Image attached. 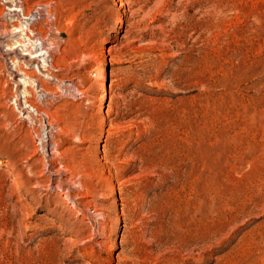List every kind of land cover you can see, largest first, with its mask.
<instances>
[{
    "label": "rangeland",
    "instance_id": "rangeland-1",
    "mask_svg": "<svg viewBox=\"0 0 264 264\" xmlns=\"http://www.w3.org/2000/svg\"><path fill=\"white\" fill-rule=\"evenodd\" d=\"M22 1L82 94L0 57V264H264V0Z\"/></svg>",
    "mask_w": 264,
    "mask_h": 264
},
{
    "label": "bare ground",
    "instance_id": "bare-ground-1",
    "mask_svg": "<svg viewBox=\"0 0 264 264\" xmlns=\"http://www.w3.org/2000/svg\"><path fill=\"white\" fill-rule=\"evenodd\" d=\"M45 6L46 5L37 2L30 7H25L22 0H8L0 9V57H6V59L9 60L11 59V62H16V59L18 62V58H20L21 63H24L25 65L32 63V61L35 60L36 66L41 65L44 67V69H46L49 80L52 81L53 79H55L58 82L56 85L57 90H55L53 93L51 92L52 94L49 93L50 91L48 92L45 85L40 86L37 84L31 89L26 88V92L28 93L27 96L31 98L28 99L27 97H24V104L26 105V107H22V105H20V100H15V102L18 104V116L21 117L24 114L27 115V118L24 122L32 121L33 114L39 116L38 123L40 125V130L35 129L34 133L38 138L41 147L44 149L47 144L55 143L54 138L59 133V128L57 127V125H55V123L51 121L50 112L41 111L40 104L48 103L54 100V95L73 97L77 94H82L78 83H76L75 81H64L65 79H59L56 77V73L51 72L52 68H55V70L57 71L59 70V68L49 63L51 61L50 57L54 55L55 51H53V48L55 45L51 42H48L45 36H43L45 30L43 29L42 25L45 27L48 26V18L50 16ZM121 23H123V18L119 17L108 35L104 37L102 43L106 42L110 33L113 32L115 28L120 26ZM14 31L16 33H14ZM18 31L24 33L25 39L13 40L14 37H20ZM18 46L21 48V50L18 49ZM14 66L15 69L13 77H16V75L18 76L19 72L22 70V67L19 62ZM33 72H35L36 74V71ZM23 75L25 76V78H30L28 74L25 75L23 73ZM95 75H97V77L99 78V85L101 86V88L102 86H106L103 77V66L100 65V67L97 68ZM34 79L37 80L39 84H44V82L42 80H39V78ZM43 139H45V141ZM52 152L53 151H49V154H52ZM0 163H2L1 160ZM54 164L55 163L48 162L46 168L49 173V178L55 180L57 184H60L63 182L61 178L63 169L62 167H55ZM96 215L103 216L101 211L96 212ZM101 223V221H97L98 226H100Z\"/></svg>",
    "mask_w": 264,
    "mask_h": 264
}]
</instances>
